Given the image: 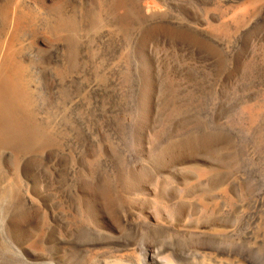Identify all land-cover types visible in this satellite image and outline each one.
I'll use <instances>...</instances> for the list:
<instances>
[{
	"label": "rangeland",
	"instance_id": "374dc122",
	"mask_svg": "<svg viewBox=\"0 0 264 264\" xmlns=\"http://www.w3.org/2000/svg\"><path fill=\"white\" fill-rule=\"evenodd\" d=\"M171 1L161 22L170 41L180 43L167 55L172 84L159 65L143 67L134 42L139 33L99 30L88 106L70 102V88L63 114L55 101L50 120L63 147L36 161L32 173L47 208L41 220L68 223L27 264H148V244L162 264H264V117L247 123L242 113L264 91V34L243 47L231 42L227 51L198 47L176 33L185 21L179 3L201 14L213 0ZM119 175H143L145 201L161 223L126 226L113 241H100L81 221L83 188L109 220H147L111 201ZM16 264L24 263L19 257Z\"/></svg>",
	"mask_w": 264,
	"mask_h": 264
},
{
	"label": "bare ground",
	"instance_id": "6f19581e",
	"mask_svg": "<svg viewBox=\"0 0 264 264\" xmlns=\"http://www.w3.org/2000/svg\"><path fill=\"white\" fill-rule=\"evenodd\" d=\"M167 1L0 0V264H16L19 257L27 264L38 255L42 244L56 242L59 228L68 223V220H41L47 208L44 209L45 202L32 170L36 161L41 162V157L57 155L59 149L62 150L58 124L50 120L55 101L63 114L66 107L63 103H67L64 100L70 98L66 96L69 88L72 89L68 93L72 94L70 102L80 101L81 105L88 106L91 100L99 67L94 52L96 31L120 32L123 36L129 32V37L139 33L134 42L143 67L154 70L159 65L166 82L174 81L168 70L167 55L176 53L180 43L172 42L169 32H164L161 20H165L166 7L172 3ZM186 3H179V6L185 5L182 7L185 21L176 33L187 43L227 51L231 42L237 41L243 47L258 41L264 34V0H213L212 10L200 9L203 14H196L193 9L191 12ZM242 113L247 123L264 117V91L246 103ZM142 138L139 128L138 149L145 144ZM119 177L110 192L111 201L119 204L129 216L138 215L147 220H109L83 188L81 205L87 220L81 221L100 241H113L126 226L154 228L161 223L148 209L143 175ZM150 248L148 244L144 249V261L162 264Z\"/></svg>",
	"mask_w": 264,
	"mask_h": 264
}]
</instances>
